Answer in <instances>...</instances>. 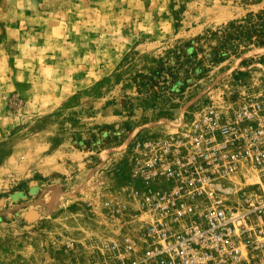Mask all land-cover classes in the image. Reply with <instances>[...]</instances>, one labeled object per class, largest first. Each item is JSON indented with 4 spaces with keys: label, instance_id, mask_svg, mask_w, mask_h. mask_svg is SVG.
Instances as JSON below:
<instances>
[{
    "label": "rangeland",
    "instance_id": "rangeland-1",
    "mask_svg": "<svg viewBox=\"0 0 264 264\" xmlns=\"http://www.w3.org/2000/svg\"><path fill=\"white\" fill-rule=\"evenodd\" d=\"M263 60L264 0H0V264H93L132 142Z\"/></svg>",
    "mask_w": 264,
    "mask_h": 264
},
{
    "label": "built area",
    "instance_id": "built-area-1",
    "mask_svg": "<svg viewBox=\"0 0 264 264\" xmlns=\"http://www.w3.org/2000/svg\"><path fill=\"white\" fill-rule=\"evenodd\" d=\"M131 209L102 200L118 231L93 264H264V60L233 100L132 142ZM255 175L245 187L234 178ZM118 221H115V218Z\"/></svg>",
    "mask_w": 264,
    "mask_h": 264
},
{
    "label": "bare ground",
    "instance_id": "bare-ground-1",
    "mask_svg": "<svg viewBox=\"0 0 264 264\" xmlns=\"http://www.w3.org/2000/svg\"><path fill=\"white\" fill-rule=\"evenodd\" d=\"M245 180L244 179H241L239 177H235L234 178V183L237 185V186H240V187H245L247 186L248 184L250 183H253L257 180V177L255 175H246L245 176ZM248 180L247 182H243V181H246ZM35 210V209H34Z\"/></svg>",
    "mask_w": 264,
    "mask_h": 264
}]
</instances>
